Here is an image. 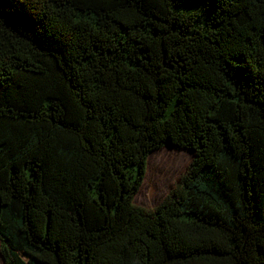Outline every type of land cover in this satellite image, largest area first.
I'll return each instance as SVG.
<instances>
[{"label": "trees", "instance_id": "trees-1", "mask_svg": "<svg viewBox=\"0 0 264 264\" xmlns=\"http://www.w3.org/2000/svg\"><path fill=\"white\" fill-rule=\"evenodd\" d=\"M169 144L194 157L138 205ZM0 253L264 264V0H0Z\"/></svg>", "mask_w": 264, "mask_h": 264}, {"label": "rangeland", "instance_id": "rangeland-1", "mask_svg": "<svg viewBox=\"0 0 264 264\" xmlns=\"http://www.w3.org/2000/svg\"><path fill=\"white\" fill-rule=\"evenodd\" d=\"M193 157L194 151L173 144L153 151L135 202L149 209L159 206L178 184ZM0 264H5L1 253Z\"/></svg>", "mask_w": 264, "mask_h": 264}]
</instances>
